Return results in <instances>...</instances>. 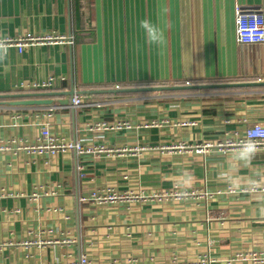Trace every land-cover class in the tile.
<instances>
[{
	"label": "crops",
	"instance_id": "1",
	"mask_svg": "<svg viewBox=\"0 0 264 264\" xmlns=\"http://www.w3.org/2000/svg\"><path fill=\"white\" fill-rule=\"evenodd\" d=\"M237 5L264 15V0H0L4 37L55 31L73 40L21 52L9 47L0 61V264L68 262L81 254L91 264H196L202 258L264 264L250 259L264 254V191H239L264 187V149L218 145L264 124V84L233 85L264 82V41L237 42ZM158 12L163 58L140 27ZM49 77V89L19 88ZM198 84L215 86L109 90ZM72 88L89 91L79 94L82 105L75 109L58 95L42 97L51 104L8 102L12 94ZM117 121L129 127H94ZM43 126L101 150L49 155L28 149ZM204 143L210 146L197 152ZM107 187L194 194L79 200Z\"/></svg>",
	"mask_w": 264,
	"mask_h": 264
},
{
	"label": "built area",
	"instance_id": "2",
	"mask_svg": "<svg viewBox=\"0 0 264 264\" xmlns=\"http://www.w3.org/2000/svg\"><path fill=\"white\" fill-rule=\"evenodd\" d=\"M235 33L238 43L254 44L264 41V15L260 12H247L243 10L239 5L235 6ZM72 35L61 34L55 31H48L44 33L24 34L14 37H6L3 41L6 48L15 47L18 52H21L25 47L34 46L38 44H72ZM53 85V78L49 77L42 81H29L21 82L19 88L25 90H44L49 89ZM68 105L75 109L82 105V97L79 94L71 96ZM191 122H182V124H190ZM97 129H121L129 127L126 121H117L113 124L107 123H95ZM223 147H237L242 151L248 152L255 149H264V124L256 123L249 127H246L244 132L234 139H228L224 143L218 144ZM210 144L204 143L201 146H196L197 152L202 151L203 148L209 147ZM177 147H185L184 143L177 145ZM28 149H33L38 153H47L54 155L59 152H73L75 155L90 154L96 151H100L101 147H94L85 145L80 140H70L62 136L53 134L50 132L47 126H43L40 129L38 141L35 145H29ZM242 192H257L264 191V187L256 184L248 185L241 188ZM228 192H236L232 187L228 188ZM192 192H184L177 190L174 187L171 191H151L145 192H119L113 188L107 187L100 190H91L86 195H81L79 200L82 202L92 203H114L120 201H162L167 197L173 199H182L193 195ZM1 195V193H0ZM251 261L258 262L264 261V254L260 257L255 254H251ZM44 264H91L86 254H81L76 260L63 262L52 261ZM185 264V263H176ZM196 264H207V260L202 258Z\"/></svg>",
	"mask_w": 264,
	"mask_h": 264
},
{
	"label": "water",
	"instance_id": "3",
	"mask_svg": "<svg viewBox=\"0 0 264 264\" xmlns=\"http://www.w3.org/2000/svg\"><path fill=\"white\" fill-rule=\"evenodd\" d=\"M255 84H264L257 83V82H246V83H236L233 85H255ZM224 86H233L230 84H221ZM215 85L211 84H198V85H154V86H143V87H135V88H115V89H109L111 91L117 92V91H166V90H182V89H190V88H209ZM89 91H76L73 88L68 91H62V92H29V93H19V94H12L8 95V97L14 98L13 100L8 101L11 105H42V104H51L52 99L49 98H42V97H48L53 95L58 96H64L61 100L62 103H68L71 96L74 94H81L86 93ZM92 92V91H90ZM66 96H69V100L66 98Z\"/></svg>",
	"mask_w": 264,
	"mask_h": 264
},
{
	"label": "clouds",
	"instance_id": "4",
	"mask_svg": "<svg viewBox=\"0 0 264 264\" xmlns=\"http://www.w3.org/2000/svg\"><path fill=\"white\" fill-rule=\"evenodd\" d=\"M166 12L167 9H164ZM140 27L144 31L145 43L150 47H154L157 50V54L163 58L164 50L166 47V37L164 27L160 20V14L158 12L157 19L155 21L149 19H143L140 21ZM6 39L2 34H0V61H3L7 55V48L4 46L3 41ZM137 51H139L141 45L139 42L135 45Z\"/></svg>",
	"mask_w": 264,
	"mask_h": 264
}]
</instances>
